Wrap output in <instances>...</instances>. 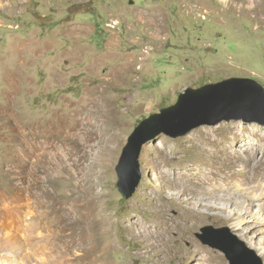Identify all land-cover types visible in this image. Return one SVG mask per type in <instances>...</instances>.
<instances>
[{"label":"rangeland","instance_id":"rangeland-1","mask_svg":"<svg viewBox=\"0 0 264 264\" xmlns=\"http://www.w3.org/2000/svg\"><path fill=\"white\" fill-rule=\"evenodd\" d=\"M239 3L0 0V199H29L33 191L35 215L30 220L41 221L50 199L46 189L54 187L64 194L67 208L83 215L79 228L112 230L117 249L110 258L123 264H194L196 255L182 260V253L194 252V242L231 264L217 246L226 235L241 240L256 255L249 252L253 261L247 254L243 264H264V197L226 192L234 199L202 200L190 182L174 179L183 164H192L206 150L194 134L210 129L211 137L226 135L225 143L236 142L240 157L227 162L226 169L238 172L234 181L257 186L254 192L260 198L263 123L223 119L185 135L161 133L143 145V177L135 193L126 198L117 184L116 165L129 135L144 118L175 104L188 87L232 77H250L264 86V6L257 2L253 8L252 2L243 8ZM11 77L17 90L9 97ZM97 127L104 134L90 136ZM51 136L57 137L54 144ZM31 137L46 141L45 158L59 149L62 163L49 169L34 165ZM208 147H215L212 140ZM76 149L84 154L80 161ZM235 198L250 205L240 209ZM5 207L0 200V214ZM133 220L145 227L170 226L171 251L148 249L145 238L128 230ZM66 233L70 242L43 226L53 250L74 259L86 248L70 245L77 242L70 225ZM141 250L144 255L138 254ZM3 255L0 247V260ZM83 261L70 263L90 264Z\"/></svg>","mask_w":264,"mask_h":264},{"label":"bare ground","instance_id":"bare-ground-1","mask_svg":"<svg viewBox=\"0 0 264 264\" xmlns=\"http://www.w3.org/2000/svg\"><path fill=\"white\" fill-rule=\"evenodd\" d=\"M252 2L254 3L253 8L256 7L255 5L257 2L261 7L264 6V0H241L239 7L244 8V6ZM9 82L13 86V89L7 93L8 96L13 90H17L14 86L15 79L11 77ZM235 126L234 124L230 127L234 128ZM94 129L97 130L95 132L92 131L93 129L89 131L91 134L90 136L95 133L97 135L104 134L103 128L97 127ZM209 132L210 129H203L194 134L193 138L199 139L201 141V146L206 148V150H203L199 159H196L192 164H183L182 168L176 171L174 179H180L181 184H185L187 181L190 182L194 186V194L202 200L204 198L216 200V198L221 197L219 200L228 202L230 199H234L231 196L225 195L226 192L236 194L237 196L248 197L250 199H263L264 191L260 192V195L258 194L260 198H257L254 192L257 186L251 185L245 187L240 180L234 181V177L238 172L226 169L225 165H227V162L234 163L240 157V153L235 149V145H237L236 142L233 143L228 141L229 143H225L223 139H227L226 135H223L222 138L211 137ZM238 135H241V133L238 132ZM238 135L236 134L234 141H236ZM67 136L68 135H64L61 140L64 141ZM55 138L57 137H50L51 144L55 143ZM209 140L214 142L215 147H208ZM31 141H33V143ZM162 141L165 140L162 139ZM25 142H27V139ZM29 144H32L30 146V153L32 152L30 161L34 165L46 164L49 169L52 168V165L55 163H62V159L58 156L59 149L53 150L51 154L45 158L46 154L44 151L47 148V143L44 139L36 140L31 137ZM77 149L75 153L79 156L76 157V160L80 161L84 154L83 152H78ZM60 150L62 149L60 148ZM261 162H263L262 159ZM207 164H210L211 167H207ZM205 184L207 185L205 186ZM46 195L50 199L46 202L47 214H44L45 216L41 221L30 220L32 219L31 216L35 215V206L33 202H36V199L33 191H31L29 199H22L21 196H18V199H0L4 202V205H6L2 214H0V232H5L4 236L2 234V236H0V247L4 248V255L0 260V264H72L70 263L72 260H75L76 263H84L83 260H85L90 264H123L113 261L110 258L112 249H117V244L113 240V234L110 232L112 230H108L109 228L103 226L97 228V230L89 229L91 227L87 228L88 226H81V228H79L78 226H80V223L84 220V218H82L83 215L80 213L78 214L79 216L75 215L71 208H69L70 206L67 208L68 202L64 198V194L57 193L56 189L53 187L52 190L49 188L46 189ZM235 201H237L236 198ZM238 201L236 205H239L238 208L240 209L247 208V206L250 205V201ZM40 202L42 204L43 201H39L38 204H40ZM263 209L264 207H262V210ZM54 216L55 219L53 221L49 222V220H46ZM69 225L71 233H74L77 238V242L70 245L76 248H80L81 245L86 248L83 253L77 254L74 259L65 255V253H58L56 251L57 249L54 251L53 246L50 244L49 237L43 234V226H45L47 230L53 228L58 232V236L65 235L63 238L65 242H70L71 235L66 233L69 229ZM158 226L145 227L140 224L139 221L133 220L128 224V230L136 233L143 239L145 238L146 243L149 245L148 249H155L156 252L162 254V250L171 251L169 244L172 239V235L169 234L171 227L166 226L164 229L163 226ZM94 227L95 226L92 228ZM193 244L195 247L194 252L182 253V260H189L192 258L193 254L196 255L194 264H224L218 252L198 242H194ZM138 252L139 255L145 254L142 250Z\"/></svg>","mask_w":264,"mask_h":264},{"label":"water","instance_id":"water-1","mask_svg":"<svg viewBox=\"0 0 264 264\" xmlns=\"http://www.w3.org/2000/svg\"><path fill=\"white\" fill-rule=\"evenodd\" d=\"M250 109L259 113L250 114L253 112ZM241 118L264 124V86L257 80L232 77L199 88L188 87L175 104L144 118L129 135L116 165L119 190L126 198L135 193L143 177L140 163L143 145L157 135L166 133L176 137L202 124ZM217 246L226 252L231 264L248 262L247 254L253 261L249 253L254 254L253 251L241 240H231L226 235Z\"/></svg>","mask_w":264,"mask_h":264}]
</instances>
